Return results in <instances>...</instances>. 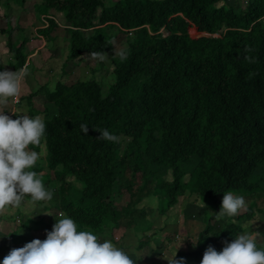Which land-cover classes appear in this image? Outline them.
Returning a JSON list of instances; mask_svg holds the SVG:
<instances>
[{
    "label": "trees",
    "instance_id": "16d2710c",
    "mask_svg": "<svg viewBox=\"0 0 264 264\" xmlns=\"http://www.w3.org/2000/svg\"><path fill=\"white\" fill-rule=\"evenodd\" d=\"M12 1L24 2L0 5ZM35 6L48 21L40 34L49 40L60 27L50 9L64 13L68 60L104 51L114 65L107 91L91 76L58 80L53 88L44 83L22 96L33 118L41 113L35 95L47 104L42 118L50 171L39 176L47 182L53 172L56 206L78 230L99 237L139 227L148 215L145 200L162 197L160 211L168 215L188 190L210 198L218 212L219 194L242 193L251 203L237 219L264 211V0L239 8L228 0H38ZM5 31L10 36L13 28ZM27 42H9L17 70L29 60ZM121 49L128 53L124 61L114 55ZM81 123L89 125L87 135ZM93 127L108 129L120 142L96 139ZM59 212L48 222L29 220L49 232ZM206 220L196 247L177 252L185 264H201L208 243L222 250L243 230L213 214ZM144 233L133 245L136 264L151 240Z\"/></svg>",
    "mask_w": 264,
    "mask_h": 264
},
{
    "label": "rangeland",
    "instance_id": "374dc122",
    "mask_svg": "<svg viewBox=\"0 0 264 264\" xmlns=\"http://www.w3.org/2000/svg\"><path fill=\"white\" fill-rule=\"evenodd\" d=\"M228 1L239 8L242 5L245 6L248 0ZM37 2L38 0H24L23 4L12 1L10 5H0V71L5 69L11 71L17 70L13 66L16 61L9 42L13 41L14 43L17 40L28 39L26 52L28 53L29 60L26 65L28 66L29 74L25 77L22 93L19 96L21 101H18L19 103L10 101L4 109L5 114L13 119L17 118L13 113L31 117L29 101L22 96H27L29 92L36 91L44 83H48L53 88L58 80L70 83L77 79H87L95 76L104 86V90L107 91L110 84L114 81V65L111 62V53H108V58L103 62L88 58L89 54H84L81 58L68 60L70 52L69 32L66 30L68 22L63 12L50 9L49 15L54 16L60 26L51 33V40L47 36L40 34V29L46 26L48 21H45L44 15L36 9L35 4ZM11 27L13 31L8 36L10 32H6L5 30ZM109 31L114 33L118 30L110 29ZM190 32L197 34L194 28H191ZM123 42L124 38L121 37L120 43L116 40L117 48H120ZM34 99L35 106L41 111L38 115L43 117L44 108L47 104H45L42 94L35 95ZM51 109L54 111L52 105ZM36 151L39 153L40 158L32 170L37 172L38 175L46 174L50 169L46 158L47 146L44 138H42L40 145L36 146ZM50 176V181H43L45 188L53 193L50 201L33 203L31 198L26 196L19 207L10 208L3 215H0V244L3 245V248L0 250V262L12 249L23 247L33 239H40L42 241L46 239L47 231L44 228L45 225L33 223L29 219L36 218V221H40L41 218H46L45 221L48 222V219L55 212L60 211L56 206L59 204V201L54 199L59 181L55 178L53 172ZM167 178L172 179L173 174L169 172ZM234 194L243 196L242 193ZM223 195L224 193L219 194L221 200ZM244 198L247 204L251 203L250 199ZM159 199L148 198L143 202L148 215L143 219L139 227H120L109 230L99 237L102 240H112L113 243L122 248L130 257L135 256L140 258L136 254V249L133 245L136 238H142L145 234L144 232H146L151 236V240L139 253L143 255L144 259L142 258V260L137 261V264H168L162 258V253L171 256L177 250L188 251L194 249L199 241L200 233L206 225L207 215L218 213L212 200L200 196L195 191L188 190L185 194L179 196L178 202L166 216L161 214L162 197L159 196ZM124 200H127V195L124 196ZM203 201L206 205L205 208L201 207ZM259 204L263 206V198L259 200ZM19 215L22 221H18ZM225 218L228 221L235 220V222L243 227V230L238 234L246 230L259 231L264 234V211H258L251 219L248 217L242 219H237L236 217ZM245 226L249 227L246 229ZM144 228H148V230H144ZM204 244H206L205 240L201 242V245ZM208 246H211V244L208 243ZM258 247H264V237L258 238ZM215 249L221 251L218 248Z\"/></svg>",
    "mask_w": 264,
    "mask_h": 264
},
{
    "label": "clouds",
    "instance_id": "9594fccd",
    "mask_svg": "<svg viewBox=\"0 0 264 264\" xmlns=\"http://www.w3.org/2000/svg\"><path fill=\"white\" fill-rule=\"evenodd\" d=\"M249 51L251 49L246 47L245 52ZM114 55L121 61L128 58L127 51L123 49L114 52ZM108 56L104 51H92L87 57L103 62ZM244 58L249 63H255L251 56ZM28 74L27 65L14 71H0V215L10 208L19 207L26 196L33 203L50 201L53 197L52 191L45 188L38 173L32 170L40 158L33 148L40 145L45 135L44 119L39 115L33 118L15 113L17 118L13 119L4 111L10 101L15 102L21 95ZM88 126L86 123L80 124L85 135L89 131ZM93 130L100 133L96 138L98 140L112 143L121 140L120 136L106 128L93 127ZM201 207H206L204 201ZM247 211L245 198L227 191L224 192L219 212L212 213L220 221ZM248 227L245 226L246 229ZM261 237L264 234L259 231L246 230L237 234L232 242L225 241L221 251L209 246L201 264H264V247H258V238ZM177 251L171 256L162 253V258L168 264H185L183 257L176 258ZM0 264H136V261L112 240H102L90 230H78L74 219L60 213L52 230L47 232L46 239H33L23 247L12 249Z\"/></svg>",
    "mask_w": 264,
    "mask_h": 264
},
{
    "label": "built area",
    "instance_id": "2783aa9c",
    "mask_svg": "<svg viewBox=\"0 0 264 264\" xmlns=\"http://www.w3.org/2000/svg\"><path fill=\"white\" fill-rule=\"evenodd\" d=\"M19 100H20V98L18 97L16 102H18ZM18 221H22L20 216H18Z\"/></svg>",
    "mask_w": 264,
    "mask_h": 264
},
{
    "label": "crops",
    "instance_id": "0c3cea01",
    "mask_svg": "<svg viewBox=\"0 0 264 264\" xmlns=\"http://www.w3.org/2000/svg\"><path fill=\"white\" fill-rule=\"evenodd\" d=\"M34 150L36 151V147H34ZM47 154V153H46ZM45 155V154H44ZM46 158H47V156H46ZM49 170V169H48ZM49 173V172H48ZM23 211V210H22ZM24 212V211H23Z\"/></svg>",
    "mask_w": 264,
    "mask_h": 264
}]
</instances>
